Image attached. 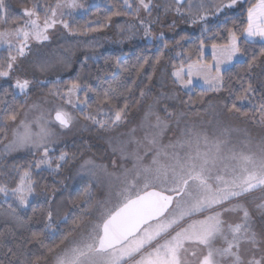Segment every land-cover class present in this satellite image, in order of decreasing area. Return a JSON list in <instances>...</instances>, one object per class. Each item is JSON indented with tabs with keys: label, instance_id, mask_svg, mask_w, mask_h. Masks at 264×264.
Listing matches in <instances>:
<instances>
[{
	"label": "rangeland",
	"instance_id": "374dc122",
	"mask_svg": "<svg viewBox=\"0 0 264 264\" xmlns=\"http://www.w3.org/2000/svg\"><path fill=\"white\" fill-rule=\"evenodd\" d=\"M103 2L104 0H77L82 7L64 9L63 19L85 13V4L95 7ZM204 2L210 5L214 0ZM154 3L159 7L153 9L150 17L143 11L140 13L142 19L151 21L153 37L163 34L164 39L176 40L185 32L201 34L200 25L190 24L186 16L182 18L175 12L165 13L163 0H154ZM243 5L244 3L238 4L228 11V15L237 12ZM222 17L223 14L218 17L210 15L207 25ZM130 24L135 26L129 28ZM49 35L50 41L44 44L33 42L32 51L21 61V69L24 71L19 72V75L47 81L45 84L31 85L29 95L35 89L37 92L28 104L35 101L45 109L63 105L75 115L76 120L71 129L59 135L55 145L56 155L75 139H86L97 147V151L85 154L69 169L62 192L66 194L80 183L87 182L92 201L90 216L55 253L38 264H56V259L61 256L75 261V264H183L185 259L192 261V264H199L206 248L213 253L209 264H230L227 259L220 260V255H228L223 251L221 229L227 233L229 229L225 224L235 223L238 215L225 213L222 216V210L242 203L246 204L251 215H257V210L264 205L263 194L251 197L264 188L255 189L240 201L229 198L235 185L246 176L264 173V124L260 122V116L258 120L253 119L248 124L237 120L227 113L221 92H208L209 98L197 108L182 106L179 90L192 94L194 87L205 91L206 86L201 80H195L187 89L180 88L176 83L175 88L168 82V68L162 65L152 82L140 86L138 102L133 110L128 109L126 121L111 130H101L85 120L78 109L70 108L57 96L47 93L60 87L54 86L51 81L63 78L67 73L62 68L68 62L66 57L79 50L70 41L76 37L61 24L50 30ZM89 39V43L85 41L87 46L91 43L95 49L87 47L84 53L129 47L133 43L161 42L160 39L145 37L143 29L134 18L114 19L106 32L92 35ZM76 56V61H84L85 57L79 58V53ZM204 58H209L208 61L211 62V46H205ZM176 59L181 66L182 60H187V56L179 54ZM243 59L237 57L232 64L225 66V71ZM42 62L48 65L47 71L43 73L36 68ZM45 74L56 80L44 79ZM172 79L174 81L173 77ZM252 79L253 89L264 93V61L253 68ZM2 83L11 84V81L0 80V84ZM141 90L145 92L143 97L140 96ZM16 93L23 96L18 90ZM245 103L246 101L243 104ZM165 107L173 113L171 117L165 115ZM24 112H27L28 119L38 115L27 107ZM157 115L167 121V127H154ZM113 148L117 149L115 155ZM121 148L122 152L119 150ZM18 156L31 157V161L27 163L39 159V153H34V150L8 152L4 144H0V165ZM85 160H92L101 166L94 170V175L81 171L80 166ZM113 161L116 162L115 167ZM38 171L55 174L45 166ZM149 191H156L164 196L162 218L144 227L123 245L106 251L98 250L103 228L109 219L130 201ZM62 194L54 195L51 199L50 207L54 212L52 223H59L66 218ZM31 200L32 197L29 202ZM6 218L18 229V223L11 216ZM251 228L254 230L252 226ZM255 231L263 235L262 232ZM88 245L92 247L88 248ZM74 247L79 248L80 252L74 253ZM247 249L248 245H242V254L247 255ZM193 251L196 252V257L190 255Z\"/></svg>",
	"mask_w": 264,
	"mask_h": 264
},
{
	"label": "snow or ice",
	"instance_id": "6c2138e0",
	"mask_svg": "<svg viewBox=\"0 0 264 264\" xmlns=\"http://www.w3.org/2000/svg\"><path fill=\"white\" fill-rule=\"evenodd\" d=\"M121 7L112 12L114 16L126 15L134 18L144 31L145 37L156 38L163 41L162 49L169 47L164 41L163 34L159 37L152 36L151 21L140 17L143 11L147 16H151L153 9L159 5L154 3V0H120ZM240 3H247L248 7L245 10V19L236 25L233 22L232 28H227V36L222 34H214L212 40H221L223 42H214L211 45V62L204 58V49L207 42V33L209 28L207 25L209 16L218 17L221 14L228 17V11L236 8ZM82 5L77 3V0H55V3L44 4L34 3L32 7H23L22 16L26 19L23 23H18L12 20L9 16V8L5 0H0V47L7 51L5 58H0V80L11 81V87L0 90V143L4 144V148L8 152L19 151L22 149L34 150V153H39V159L32 163H27L22 168H16L17 182L14 186L0 183V195H3L5 200L11 199L16 202L18 207L27 208L29 200L37 193V182L33 179V169L39 170L42 166L47 167L53 173H59L65 164L69 162L70 155L67 151L61 149L56 155L55 145L58 143L59 135H62L65 130H70L73 126L76 117L65 108L63 105H57L51 109H45L40 103L33 101L28 104L29 90L33 83L45 84L47 81L29 79L26 76H21L18 73L24 71L21 69V61L26 57V54L32 51L31 45L33 42L44 44L50 41V30L54 29L57 24H61L68 29L70 26L63 19L65 15L64 9H77ZM115 8V5L113 6ZM165 13L175 12L182 18L187 17V22L192 25L199 24L201 31V39L199 46L196 48L198 55L193 58L189 56L187 60H182L178 70L171 73L176 83L180 88L187 89L194 84L195 80H201L206 86L205 91L219 93L225 88L228 90L231 98L230 104H225L228 112L238 113L240 108L238 104H243L245 101L250 102V96L254 93L251 83L247 86L242 82L243 78L238 79L240 83L239 89H233L225 84V66L230 65L237 57H243L247 54V49L241 47V36L245 38L244 42L259 39L264 41V0H214L212 4H206L204 0H171L170 3L163 6ZM111 17H109V20ZM159 17H157V21ZM135 25L130 24L129 28ZM91 30V29H90ZM186 37H181L176 43L180 44L181 40ZM164 52L155 58L152 64L153 71L155 66L161 63ZM259 57H264V50H261ZM89 58H84L85 62ZM95 59V57H92ZM119 58H117L118 60ZM258 57L253 56L248 63L246 71H251ZM149 61L145 59L139 64L136 74L143 70L144 65ZM47 63L42 62L36 65L39 72L47 71ZM117 69L120 65L115 64ZM175 67V65H173ZM120 71H124L120 69ZM105 77L114 79L115 75L112 72H105ZM151 80V77L148 78ZM54 86H59L61 81L53 82ZM13 90H18L19 93L25 96V101L21 104L12 105L6 97L14 95ZM131 91V89H127ZM83 93V99H81ZM96 95L95 113L86 111L91 108L89 103V94ZM49 95L57 96L63 104L70 108L78 109L85 120L90 121L93 125L101 130H111L119 127L126 121L128 115L129 104L119 102L117 89L109 87L103 93L95 92L88 84H85L77 79H72L63 85L62 88L56 87L55 91L50 90ZM145 92L141 90L140 96L143 97ZM200 103H205L203 100ZM210 103V102H209ZM37 112L32 119H28L27 112ZM258 112L260 114V122L264 124V99L259 102ZM166 116L171 117L173 113L169 112L167 107L163 109ZM23 113V115H22ZM246 115V114H245ZM167 127V121L162 120L159 115L156 116L155 128ZM9 132L11 136H9ZM7 141V143H4ZM154 142V141H153ZM122 152V148L119 149ZM117 152L113 148V154ZM115 167L116 162H112ZM101 167L96 165L92 160H85L80 168L91 175L95 174V169ZM107 170L106 166H103ZM257 188H264V173L249 174L240 183L235 185V190L230 193L229 198L240 201V199L254 191ZM84 196L88 199L84 200ZM79 199L84 200L81 205L87 208L88 201L91 199L88 189ZM228 198H226L227 200ZM261 210L264 211V205H261ZM225 213H236L238 220L235 223L225 224L229 229L224 233L221 229V238L224 240L223 251L228 255H220V260L225 259L230 261V264H264V235L258 234L250 226L251 211L246 204L237 203L234 206L226 207L222 210L221 215ZM46 219L49 222L46 227L50 228L54 212L51 207L45 213ZM16 221L15 216L11 217ZM67 218H65L66 222ZM19 226V225H18ZM3 235V233H0ZM39 233H34L33 238L39 239ZM101 241L103 236L100 237ZM42 243V242H41ZM242 245H248L247 255L242 254ZM19 247V245H17ZM91 248V245L87 246ZM183 247V245H181ZM51 251V249H49ZM74 253H79V248H73ZM8 252L11 255H16L12 247H8ZM192 257H196V252H191ZM213 253L206 248V251L199 259V264H209ZM44 257H37L41 259ZM179 260V256L177 257ZM20 264H33L27 257L20 261ZM56 264H75V261H70L66 256H61L56 259ZM183 264H192V261L185 259Z\"/></svg>",
	"mask_w": 264,
	"mask_h": 264
},
{
	"label": "trees",
	"instance_id": "16d2710c",
	"mask_svg": "<svg viewBox=\"0 0 264 264\" xmlns=\"http://www.w3.org/2000/svg\"><path fill=\"white\" fill-rule=\"evenodd\" d=\"M45 2L46 0H5L9 8V16L11 17L9 23L11 24L12 20L23 23L25 19L21 14L23 7H32L34 3L42 5ZM47 2L54 4L55 0H47ZM170 2L171 0H163L164 5ZM114 5L115 8L113 7ZM120 7V0H104L103 4L95 7H90L85 4V13L81 15L65 17L64 20L70 26L68 28L69 31L76 37V39L74 38L70 41L73 46L78 47L79 50L69 54L70 57H66L68 62L64 64L62 68H64L67 73L59 80L61 81L59 86L62 88L68 81L79 78L81 82L90 85L95 92L101 94L104 90L112 87L117 89L119 102L121 104L125 102L128 103L129 109L133 110L138 102V90L140 86L152 82L160 66L165 65L168 68V82L170 85L177 88L171 77L172 70L180 66V61H177L176 57L181 54L182 56L186 55L187 58L189 56L195 58V56L198 55V53H196V48L199 46L201 34L197 35L185 32L182 35L180 34L176 40L164 39L169 45L167 49H162L161 45L163 41H161L156 44L133 43L129 47L92 50L84 53L83 51H85L87 47L89 49H95V46L91 45V43L87 46L85 41L89 43V41H91L89 37H92V35L106 32L112 20L132 18L126 15H112V12ZM247 7L248 4L244 3L237 12L228 15L227 18L224 16L215 23L208 25L209 32L207 33L206 47L211 46L214 42H223L221 40H212L211 37L214 34H222L226 37V29L232 28L233 22L239 25L240 22L245 19V10ZM109 17H111L110 20ZM182 36L186 37V39L181 40L180 44H177L176 41L180 40ZM244 40L245 38L241 36V47L247 49V54L243 56V61L233 64L225 71V84L233 89H239L240 83L237 81L241 77L243 78L242 82L245 86L251 83L253 87V68L264 61V57H259L260 51L264 50V44L255 42L245 43ZM161 51L164 52L163 58L161 59V63L155 66V70L153 71L152 64L155 58L160 55ZM78 53L80 54L79 58L87 56L89 59L86 62L85 60L76 61L78 58L76 54ZM6 56L7 51L0 48V58H5ZM253 56H257L258 59L251 71H246L248 63ZM92 57H95V59H92ZM117 58L119 59L117 60ZM145 59H147L149 63L145 64L143 70L137 75V68ZM208 59L209 58H206V60ZM117 63L120 65V69L124 71L121 72L120 69L115 67ZM173 65H175V67H173ZM105 72H112L117 75H115L114 79H108L104 75ZM149 77H151V80L148 79ZM47 78L56 80L54 77H47V74H45L44 79ZM53 82L54 81H51V83ZM10 87V83L0 84V90ZM43 88L48 89V87L44 86ZM127 89H131V91L129 92ZM13 92L14 95L6 97L10 104L16 105L25 101V96H19L16 90H13ZM36 92L35 89L28 96V103ZM179 92L182 98V106L186 108L189 107L190 109L199 107L202 105L200 101L203 100L205 102L209 98L208 96H210V93L199 87H194L192 94H186L180 90ZM47 93H49V91H47ZM221 97L225 104L231 103L227 88L221 91ZM81 99H83V93H81ZM249 99L250 102L246 101L245 104H238L240 112H228L226 109L227 113L230 115L232 114L237 120L242 121L244 124L250 123L253 119L258 120L260 114L257 109L259 102L264 99V93L256 90ZM96 100V95L90 93L89 103L91 108L87 111L95 113ZM62 149L69 153L70 159L59 173L51 174L47 171L32 170L33 179L37 182V193L46 192V194L33 196L26 209L18 207L14 200H5L3 195H0V233H3V235H0V264H20V261L25 259V257H27L29 261H32L33 264H38L40 261L46 260L55 253L70 236L74 235L90 216L89 211L92 201L89 200L87 208H84L81 205L88 197L84 196V200L79 199L84 195L86 189H88V193L90 191V186L87 182L80 183L66 194H62V192L69 169L85 154L93 153L97 147L89 143L86 139H75ZM29 161H31V157L18 156L2 163V165H0V183L14 186L18 179L14 169L22 168V166ZM60 194H62V201L65 208L64 214H66L67 220L66 222L64 220L59 223H52L51 227L48 228L46 225L49 222L46 219L45 213L51 205L52 197ZM261 194H263L262 198H264V189L254 193L251 197H260ZM257 211H259L257 215H251L250 226H252L254 230L262 232L264 235V211L261 209ZM9 216H15L17 218L16 223L19 225L17 227L18 229L8 221L6 217ZM34 233L40 234L38 240L33 238ZM17 245H19V247H17ZM8 247H12L16 255L9 254ZM49 249H51V251H49ZM37 257L44 258L37 259Z\"/></svg>",
	"mask_w": 264,
	"mask_h": 264
},
{
	"label": "water",
	"instance_id": "95a60500",
	"mask_svg": "<svg viewBox=\"0 0 264 264\" xmlns=\"http://www.w3.org/2000/svg\"><path fill=\"white\" fill-rule=\"evenodd\" d=\"M163 215L164 196L156 191L142 194L109 219L103 228V240L98 250L106 251L123 245L139 234L144 227L158 221Z\"/></svg>",
	"mask_w": 264,
	"mask_h": 264
},
{
	"label": "crops",
	"instance_id": "0c3cea01",
	"mask_svg": "<svg viewBox=\"0 0 264 264\" xmlns=\"http://www.w3.org/2000/svg\"><path fill=\"white\" fill-rule=\"evenodd\" d=\"M248 42H250V43H263L264 41H261V40H259V39H256V40H252V41H248Z\"/></svg>",
	"mask_w": 264,
	"mask_h": 264
}]
</instances>
